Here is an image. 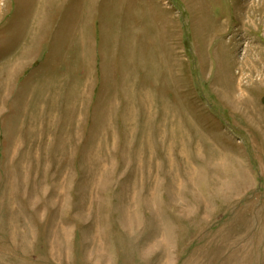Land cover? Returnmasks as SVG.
I'll list each match as a JSON object with an SVG mask.
<instances>
[{
  "label": "rangeland",
  "instance_id": "1",
  "mask_svg": "<svg viewBox=\"0 0 264 264\" xmlns=\"http://www.w3.org/2000/svg\"><path fill=\"white\" fill-rule=\"evenodd\" d=\"M109 3L67 0L0 82V264H264V0Z\"/></svg>",
  "mask_w": 264,
  "mask_h": 264
},
{
  "label": "crops",
  "instance_id": "2",
  "mask_svg": "<svg viewBox=\"0 0 264 264\" xmlns=\"http://www.w3.org/2000/svg\"><path fill=\"white\" fill-rule=\"evenodd\" d=\"M97 0V6L94 5L93 11L89 8L87 11H84L82 14H116L115 9L113 8L112 4H107V7L103 11V6H99ZM17 5V4H16ZM20 7V6H19ZM67 7V0H26L25 3L22 5L20 9L19 14H32L31 21L36 19V27L33 33L34 38L31 42V45L29 47V59L28 60H21V58H17L14 60L13 64L10 65V70L12 72V75L7 79L6 77V62L5 59H2L1 53H0V82L5 84L8 80L9 82L15 83L16 80L24 74V72L27 70V68H32L35 65L36 67H39L38 60L42 56V47H46L48 45L49 41V31L52 26V18L53 14H69V11L66 12ZM15 8V0L10 2V8L8 12H4L3 14H13L16 13ZM18 14V13H16ZM2 16V14H1ZM3 17V16H2ZM5 18V16H4ZM5 33V32H4ZM46 42V43H44ZM82 44H84V41L82 40ZM7 46L5 36L3 38L2 46L0 48V51L4 53L5 47ZM83 46V45H82ZM10 48V46L8 45ZM89 50L90 52V68L93 66L94 58V52L95 48L93 49L91 43L89 44V48L84 47V51ZM82 60L85 62L86 56H84V53H82ZM76 61L79 60V58L75 59ZM4 66H3V65Z\"/></svg>",
  "mask_w": 264,
  "mask_h": 264
},
{
  "label": "trees",
  "instance_id": "3",
  "mask_svg": "<svg viewBox=\"0 0 264 264\" xmlns=\"http://www.w3.org/2000/svg\"><path fill=\"white\" fill-rule=\"evenodd\" d=\"M263 102H264V98H263Z\"/></svg>",
  "mask_w": 264,
  "mask_h": 264
}]
</instances>
